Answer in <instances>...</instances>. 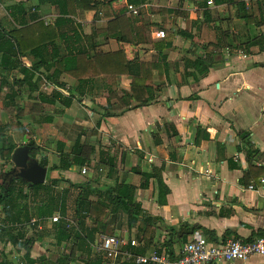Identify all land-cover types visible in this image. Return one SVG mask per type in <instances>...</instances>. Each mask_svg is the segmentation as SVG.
Segmentation results:
<instances>
[{
	"label": "crops",
	"instance_id": "0c3cea01",
	"mask_svg": "<svg viewBox=\"0 0 264 264\" xmlns=\"http://www.w3.org/2000/svg\"><path fill=\"white\" fill-rule=\"evenodd\" d=\"M132 1L117 0L109 6L101 3L99 11L77 9L75 16L67 17L83 36L96 39L92 53L123 52L129 61L158 64L154 83L161 91L155 100L142 107L131 101L126 109L117 98L109 110L102 76L79 96L78 81L64 75L61 81L71 91L73 104L63 108L57 103L56 110L44 111L43 116L54 117L51 124L23 119L27 127L23 144L34 141L42 149L38 160L48 158L49 164H58L59 142L70 151L81 138L87 143L86 161L92 166L99 164L103 173L101 185L114 186L120 180L135 186L137 202L147 216L159 220L150 228L154 229L151 240H141L143 224L129 229V217L123 212L109 215L106 233L138 242L137 254L162 249L161 253L177 258L192 236L185 243L172 236L183 226L197 228L195 232L215 244L263 236L264 0ZM19 2L25 4L28 17L35 19L30 23L53 24L59 17L51 0H0V21L7 29L14 28L9 8ZM129 5L138 13L130 11ZM110 22L116 23L111 30ZM159 31L166 33V41L157 38ZM110 35L125 36L126 41ZM261 36V44L252 46ZM163 46L167 47L160 51ZM207 49L213 61L203 77L193 63L206 58ZM22 61L31 65L26 57ZM118 84L129 91L131 79L123 75ZM39 91L51 94L54 87L41 83ZM37 96L38 92L26 91L20 98L26 115ZM111 164L114 177L108 175ZM152 167L162 168L163 181L170 190L163 206L157 203L153 179L147 188H141L143 174L150 173ZM83 168L89 170L88 175L82 174ZM83 168L51 176H62L58 188L67 189L70 183L84 184L95 176L92 168ZM171 239H175L172 254L165 249ZM35 246L39 251L33 249L34 258L48 256L41 244ZM54 253L52 260L58 257L56 250ZM228 264H264V258L253 256Z\"/></svg>",
	"mask_w": 264,
	"mask_h": 264
},
{
	"label": "trees",
	"instance_id": "16d2710c",
	"mask_svg": "<svg viewBox=\"0 0 264 264\" xmlns=\"http://www.w3.org/2000/svg\"><path fill=\"white\" fill-rule=\"evenodd\" d=\"M114 1L117 0H51L59 15L53 24H45L42 21L30 23L35 19L28 17V9L23 2L11 6L10 18L14 28L7 29L0 21V103L3 109L20 111L18 122L23 118L38 125L53 123L54 117L43 116L44 111L56 110L57 103L63 108H69L74 102L67 84L61 81L64 75L78 81L79 96L88 85L94 83L96 77L102 76L105 80L109 110L117 98L124 103L126 109L131 106V101L135 102V107H142L154 101L157 93L161 91L160 86L154 83L155 73L160 71L158 64L129 61L123 52L92 53L90 50L97 48L96 39L93 36H83L73 20L68 18L75 16L77 9L99 11L101 3L103 6H109ZM115 24L110 22L109 30ZM110 37L126 41L125 36ZM262 39V36L255 38L251 45L259 46ZM166 47L163 46L159 50L162 51ZM212 56L211 50L207 49L206 58L200 57L193 63V68L203 77L208 75L212 67ZM24 57L30 60L29 67L24 65ZM123 75L131 79L129 91L119 88V79ZM11 78L13 79L10 80ZM41 83L51 84L54 91L51 94L39 91ZM4 89H7V92H4ZM26 91L29 94L38 92L27 115L24 107L17 104V99L22 98ZM107 115H110V112ZM12 130L10 120L9 123L0 122V164L7 166H14L12 155L18 148ZM23 130H27V127L23 126ZM200 133L201 129L198 130V135ZM93 134L97 135V132L93 131ZM59 144L61 154L58 164H49L48 158L39 160L42 166L48 167L49 178L45 184L29 186L21 180L7 183L4 178L0 179V242L4 247L17 250L19 254L15 261L4 254L1 248L0 264H104L102 256L95 253L94 245L97 236L106 233L109 215L118 212L128 215L129 229L143 224L140 227L141 240H151L150 232L154 229L150 228L159 220L147 216L137 202V188L120 180H117L114 186L101 185L103 173L100 172L99 164L92 166L90 161H86V140L80 138L70 151H65V143ZM28 145L33 148L31 155L37 158L42 151L41 147L32 140ZM85 166L92 168L95 176L87 179L84 184L70 183L69 188L61 189L58 184L64 181V178L51 176L53 172ZM1 174L4 176L5 173L2 171ZM114 174V166L111 164L108 175L114 177ZM143 178L141 188H147L148 182L153 179L158 191L157 203L166 205L170 190L163 181L162 168L152 167L150 173L143 174ZM55 213L61 217L59 222L50 226L45 222L42 230L31 224L33 218L48 220ZM196 230L197 228L189 229V226H183L177 233L173 232L172 236L176 235L180 242L185 243ZM47 240L57 251V259L52 260L46 255L34 258V246L42 245ZM174 242L175 239H171L165 246L171 254ZM158 251L161 253L162 249ZM123 264L136 263L129 261Z\"/></svg>",
	"mask_w": 264,
	"mask_h": 264
},
{
	"label": "built area",
	"instance_id": "2783aa9c",
	"mask_svg": "<svg viewBox=\"0 0 264 264\" xmlns=\"http://www.w3.org/2000/svg\"><path fill=\"white\" fill-rule=\"evenodd\" d=\"M128 9L135 14L138 13V9L133 5H129ZM156 36L165 38L166 33L159 31ZM87 171L83 168L82 174L86 175ZM262 181L264 183V179ZM60 218L59 215L48 220L33 218L31 224L38 230H42L45 222L51 225L59 222ZM137 247L138 242L135 240L129 241L120 236L101 233L97 236L94 251L102 256L104 264H123L129 261H134L136 264H228L233 261H247L253 256L264 258V235L252 241L232 238L215 244L210 243L202 233L195 232L175 259H171L165 252L159 253L158 251L145 255L137 254L135 252Z\"/></svg>",
	"mask_w": 264,
	"mask_h": 264
},
{
	"label": "water",
	"instance_id": "95a60500",
	"mask_svg": "<svg viewBox=\"0 0 264 264\" xmlns=\"http://www.w3.org/2000/svg\"><path fill=\"white\" fill-rule=\"evenodd\" d=\"M33 148L22 145L15 149L12 155L14 168L4 174L7 183L21 180L29 186L45 184L48 176V167L40 164L38 158L31 155Z\"/></svg>",
	"mask_w": 264,
	"mask_h": 264
},
{
	"label": "rangeland",
	"instance_id": "374dc122",
	"mask_svg": "<svg viewBox=\"0 0 264 264\" xmlns=\"http://www.w3.org/2000/svg\"><path fill=\"white\" fill-rule=\"evenodd\" d=\"M17 104H20V106L22 105V107H23L22 99H19ZM18 115H21V112L18 111L17 109H8V110L3 109V108L0 109V122H3V123L7 122L8 123L9 120H10V122H12V125H13L12 136H13L14 140L17 142L16 144L19 147L22 145H28V140L23 144V134H25V132L27 130H23V118L21 119V121L19 120V122H18V118H17ZM40 155H41V153H40ZM0 165H1V167H0V179L1 178L3 179L4 176H1L2 175L1 172L3 171L4 173H8V172L12 171L14 166L12 164L7 166V164H4V163H1ZM88 173H89V170L87 171L86 175H88ZM48 178H49V175L47 176V180H48ZM42 245H41L42 250L47 249V255L50 258H53V259L56 258V256L54 255L55 254L54 253L55 248L50 245L49 240H47ZM1 248H3V250L5 252L4 254H6L7 256H9L13 260H15L19 255L17 250L13 249L12 247H4L3 244L0 242V249ZM33 249H34V251H37V254H38L39 250H38L37 246H34ZM22 254H23V252H22ZM37 254H34V256Z\"/></svg>",
	"mask_w": 264,
	"mask_h": 264
}]
</instances>
